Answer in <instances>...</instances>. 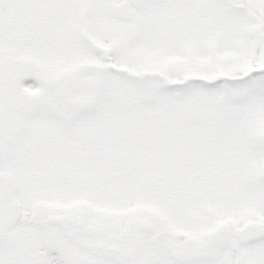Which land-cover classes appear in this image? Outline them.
Listing matches in <instances>:
<instances>
[{
	"label": "snow or ice",
	"instance_id": "1",
	"mask_svg": "<svg viewBox=\"0 0 264 264\" xmlns=\"http://www.w3.org/2000/svg\"><path fill=\"white\" fill-rule=\"evenodd\" d=\"M0 264H264V0H0Z\"/></svg>",
	"mask_w": 264,
	"mask_h": 264
}]
</instances>
